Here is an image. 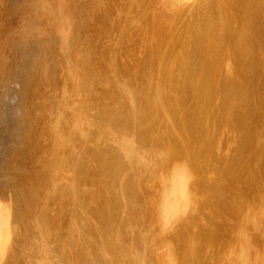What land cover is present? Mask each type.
I'll return each instance as SVG.
<instances>
[{
  "label": "rangeland",
  "instance_id": "obj_1",
  "mask_svg": "<svg viewBox=\"0 0 264 264\" xmlns=\"http://www.w3.org/2000/svg\"><path fill=\"white\" fill-rule=\"evenodd\" d=\"M3 1L7 4L6 7H9V5L12 4V0H7L8 2L6 0H2V2ZM88 1L89 0L82 1L87 8L82 9L78 15L79 18L74 20L75 25L72 24L73 28L75 26L74 30L78 31L79 29L78 32L80 33L74 32V30H72L73 32L68 33V35L70 34V37L68 36L70 38V45L68 44V48L70 52H73L74 54L72 55L73 71L75 68L73 74L74 77L68 83V90H73L72 93L75 92L70 103L77 102L74 103L76 109L84 110L83 112H86L88 115V110L95 108V112L91 116L92 118L89 117L90 120L93 119L95 121L91 120L90 124H87V126H90H88L89 129L88 127H85L86 123H84V127L86 128H84V132H87L81 137L79 134H81L83 130H75L74 128L75 120H77V118L73 119L71 116V119H65L66 122L64 120L62 123L64 126H59V129L61 130L60 132H63L62 134L66 135L64 136L68 140L66 142L67 144L70 142V138L76 142H79V140L82 142L86 139V144L87 142L92 143L97 148H94L96 151L94 150L91 159L88 160V158L86 159L85 156H83L82 168H80L77 176H75L78 180L77 182H79L76 183V187H74L77 191L76 198L84 204L81 205V203H78L75 198L73 199V196L69 192L64 191V194H66L65 196L59 192L50 193L47 202L42 206L43 208L41 207V210L44 211L42 212V219H40L39 222L41 227L36 225L34 220H29V215L26 213L28 212L27 208H25L26 211L24 212L25 209L23 207H25V201H23V195L20 193L21 191H19L20 183L18 182V174H16L20 171L22 165L20 163H25V160L28 159L27 155H25L22 160H20L21 157L19 156L16 159L17 155L15 154L13 156L12 154H8L6 158L0 157V170H3L0 171V173L2 176L6 174L7 177L10 178L9 176H12V173L14 172L12 178H17H15L17 181H14V179H7L6 176H1L0 179H4L6 182L3 180V183H1L0 180V191H2L0 192V198L5 201L3 202L0 200V210L3 208L2 211L6 210L7 212H10L11 217L13 214V216L15 215L18 218L20 216L19 214H22L16 222L17 226L19 222L22 223V225L20 224L21 226L19 225L21 228L19 229L15 226L18 229H16L18 231L17 237L11 236L14 237V239L11 238V241H15V238H17L19 247L16 245L13 246V243L12 245L10 244L9 248L11 250L9 249L8 254L4 255L7 259L10 257L9 261L7 259L4 260V257H2L3 255L0 259L2 258L1 260H4L5 264H24V262L25 264H36L37 262L39 263L40 260L43 262L44 260H42V258L44 257L48 260L47 262L49 264H66L67 262L68 264H76V261L78 264H112L110 263V260L111 262L114 260L113 264L114 262L115 264H264V37H261V35L264 36L263 0H95V5L98 9H96L97 7L91 8L88 6ZM260 2H262L263 10L261 8L259 10ZM13 6H15V8L17 7L16 5ZM13 6L10 5V7ZM258 10L261 11V13L258 12ZM259 14L263 17H261V15L259 16ZM90 17L94 19V24H91L92 19ZM0 18H3V15L1 17L0 14ZM13 18L11 17V21H8V23L12 24L16 20ZM90 24L93 27H91ZM1 25L2 19H0V26ZM259 27L260 29H258ZM108 32L110 33L109 35ZM40 34L41 33L35 36L36 40L48 39L49 41L52 39L48 34L43 33L41 36ZM75 34L78 37L72 40V37L74 38V36H76ZM250 34H252V36H250ZM53 39L56 43L60 41L59 37H53ZM76 40L83 43L81 44L82 51L84 52H81L79 48L78 54H75V46H77L75 45ZM254 40L256 41L255 43L252 42ZM73 41L75 42L73 43ZM261 42H263V46H261ZM245 44L248 45L245 46ZM257 45L260 46L259 48L262 50H260ZM56 46H54L53 51L58 50L59 47H61L58 46L56 48ZM256 50L259 51L257 52ZM87 52H90L89 54L92 55V63L95 68L94 73L96 74L99 83L104 82L107 84L105 88H98L99 94H94V98H90L93 84L87 77L88 68L82 66L84 58L88 55ZM83 53L86 54L84 55ZM259 54H263V58H261L262 61L261 59L259 60L261 56H259ZM11 57L15 61L14 55L7 56L5 59L11 60ZM50 57V64L59 61L54 54H51ZM247 59L249 60L247 61ZM16 63L17 62L15 61V67L13 68L11 67L13 66L11 62L4 65L1 61L0 64V76L2 75L0 77V121L6 117L1 111L4 101L5 99L9 100L11 97L9 93L10 90L7 89L10 84L8 81L11 80L13 83H16L14 81H17L21 92H23V88H25L26 82L24 81V77L29 71H27V66L24 65L23 62L22 64L18 63L19 65H22L21 69V65L19 66ZM113 63L115 64V71L112 69V74L110 72V67L113 68ZM56 65L57 64L51 65L46 71L54 74H52L53 77L50 78V81L41 84V87L38 86L36 88L34 86L35 90L37 89L39 93H43L48 97V100L40 101L38 104L40 110V112H38L39 117L33 122L35 127L39 126L36 128L38 131L41 130L43 126L40 124L42 121H47L49 123L46 127V130H48L50 119L55 116L54 111L57 113V110L60 109L62 104L63 107L65 106L63 102H60L61 100L58 97L59 92H57L61 90L63 85L61 84L63 81H61L60 78L61 71H59L62 68L61 65ZM12 69H15V73L14 71L10 72ZM58 71L59 75L57 73ZM18 72L19 74L15 75ZM8 73H12L11 75L13 76H9L10 74ZM103 75H106L107 77ZM45 76L47 75L42 72L36 77V79L46 80L43 78ZM57 76H59V78ZM15 78L17 80H15ZM233 81H235V84ZM240 81H242L243 85L238 83ZM145 82L146 84H144ZM157 84L160 85V88H158L159 85L157 87ZM72 85L76 86L74 87ZM246 85L248 86V89ZM243 87H245L244 89L246 90H243ZM17 88L16 90L18 91L19 89ZM242 90L244 92H242ZM226 91L228 94H226ZM223 92H226L225 96H222ZM50 93L55 94L50 97ZM242 95L244 97H242ZM221 96L225 98H222ZM148 97L150 98L149 100ZM226 97H228V100ZM229 97L231 101L229 100ZM231 97L235 99H232ZM162 99L164 103L162 102ZM241 99H244V101ZM55 100L60 106L54 107L51 114L41 112V110H45L48 105L56 104ZM249 101L251 102L249 103ZM114 103H117L118 105ZM100 104H102V108L100 107ZM113 104L117 106H114ZM241 104L242 107L245 104L248 105H246L247 107L244 106L246 109L243 107L244 109L242 108L240 111L239 108L241 107L238 108V105L241 106ZM108 105L111 106L109 107ZM158 106L161 108H158ZM66 111L68 112L67 109ZM153 115H156L155 118ZM29 116V112L19 110V119L21 123L23 121L26 122V120L29 119ZM66 116L67 115H65V117ZM97 117L99 118L97 119ZM151 119H154L153 122ZM131 120L134 121L132 122ZM67 121L69 122L68 124ZM92 122L95 123L94 126ZM102 122H105L106 124H103ZM106 125L111 128H107ZM65 127L67 128V132ZM70 128L72 131L75 130V134H71L72 131H70ZM103 128L106 131H104ZM101 129L102 132L99 131ZM93 131L97 132L95 133ZM119 131L121 137H123L122 135H126L123 139L117 140L116 138H121L120 133H118ZM123 131L126 133H123ZM87 133L88 135L90 133V136H88ZM101 133L104 135L101 136ZM98 134H100V136ZM133 134H135L134 137L131 136ZM67 135L69 137H67ZM96 135L97 139L100 141L97 139L95 140ZM112 135H114V139L112 138ZM126 136L130 141L134 138L133 140L136 144H133L134 141L130 144V141ZM92 138H94V141ZM119 141H121V144L118 143ZM21 144L22 143L19 141L16 145L17 151L23 149V146L20 147ZM67 144L64 148L65 153L69 151L68 148L71 146V142L68 144L69 146ZM99 145L100 147H97ZM104 145L105 147L108 146V150ZM130 145H134L133 149ZM168 151L172 152L168 155ZM112 152L118 154L115 155ZM107 153L108 156L106 155ZM146 153L147 155H145ZM121 154L123 156H121ZM133 155L136 156L134 157ZM137 156L139 157V160H141L140 162L137 160ZM147 156L149 161L148 158H146ZM37 157L39 156L37 155ZM133 157L137 159H134ZM29 158H31V155ZM128 158L136 160L137 163L135 165L137 167H135L134 164V166L131 164L132 159L126 160ZM6 159L8 161H6ZM13 159L14 161L12 162ZM15 159L18 161H15ZM123 159L130 162L127 163ZM121 161L124 163L122 164ZM145 161H147L148 164ZM28 162L29 165L32 166L33 162L32 164H30V161ZM28 162H26L27 165ZM138 162L142 163L139 167ZM177 162H179V165ZM11 163L12 165H10ZM143 163L147 165L144 166ZM14 164H17L18 166ZM9 165L11 167H9ZM128 165H130V167H128ZM141 165H143L142 168ZM174 165L176 169H174ZM176 165H178V167ZM18 167L19 169H17ZM91 167L93 169H91ZM130 168L132 170H130ZM7 169H9L10 173H8L10 175L7 174ZM127 169H129V173ZM144 171H146L145 174L143 173ZM178 172H184L183 174L185 175L184 178L187 188L189 187L188 189L186 188L184 192H181L179 188L177 189V184H174L176 183V181L174 182V177ZM140 173L141 175L144 174V176L141 177ZM89 175L91 178H89ZM139 176L141 177V180L139 179ZM113 178H121V180L118 179L117 182V180H113ZM160 179L162 181H160ZM101 180L102 182L99 183ZM166 181L170 182V184ZM152 182L155 186L154 184L152 185ZM62 183H60V185ZM64 184L65 183L62 185ZM166 184L169 186L167 187ZM2 185L5 188H3ZM13 185L16 187L18 186L17 189ZM8 186L10 187L8 188ZM74 188L72 187V190ZM3 189H6V195L4 194L5 191ZM156 189H159V193ZM161 190H164L162 191L165 193L164 195ZM88 192L89 195L87 194ZM58 193L63 195V198L57 196L59 195ZM101 193L103 195H101ZM145 194L147 195L145 196ZM115 195L117 196L115 197ZM148 195L153 196V198ZM179 195L182 198L179 197ZM18 197L19 200L21 199V205H23L22 208H20L21 205L19 206V204H17L20 202L17 199ZM178 198L183 200L186 198L187 201H184L185 205H188V199L190 198V202L192 200L191 205L189 203L188 207L184 206L182 211L179 208L181 204L179 202L180 199L178 200ZM153 200H156V202H153ZM159 202H161L160 205ZM171 204H173L172 207H169ZM114 206L121 208H115ZM157 206H162V209H159ZM122 207L124 208L122 209ZM16 208L19 213L13 212L14 210L16 211ZM103 208L106 209L104 210ZM140 208H142L143 211H141ZM154 208L156 211H154ZM21 209L23 212H21ZM54 209L55 211H52ZM138 209H140V212ZM157 209L162 211H160L162 215L164 213L170 215L173 211L175 212L178 209L182 212L179 210L175 215L173 212L172 214L174 217L171 214V216H168L171 217L169 220L165 214L163 215L165 217L161 218V213L156 217V214L159 212H157ZM167 209L170 211H167ZM120 210L122 212H120ZM164 210H166V212ZM53 213H55L54 216H51ZM121 213H123V215ZM141 213L144 215L142 214L141 216ZM90 214H92V216ZM71 216H74L76 222L72 221L73 218ZM91 218H94V222ZM163 218H167L168 220L166 221ZM19 219L22 221L20 220L18 222ZM58 220H60V222ZM159 220L162 221L160 222ZM83 221L85 222L82 223ZM51 222L54 223H52V227ZM57 223H59V225ZM73 223L76 224L73 225ZM94 224L96 225V229ZM125 224L128 226L132 225L128 228ZM38 227L43 233H39L41 230ZM71 227L74 228L72 229ZM126 227L128 228L126 229L128 232L125 230ZM80 229L85 232L81 230L82 232L80 231V234L78 235ZM124 230L126 233L123 232ZM89 233H91V236H89ZM77 235L79 236L78 238ZM41 236H45L43 238H45L46 241H44L45 243L47 242L46 244L43 243L44 241ZM92 236L95 240H93V242L91 240ZM115 236L117 238L119 237V240H116ZM33 237L36 240H33ZM40 237L42 238L41 242ZM41 243H43V247H41ZM36 244L38 245V249ZM51 244H53V246H51ZM79 245H83V250ZM110 245L113 248H116L113 249ZM44 246L46 248H44ZM49 246L55 248H48ZM39 247H41V249ZM100 247H102V249ZM61 248L62 250L64 249V252H61ZM98 248H100L101 251H104L103 249H105V251L108 252V255L105 252L106 258L108 256V259L105 258L104 254L101 255L102 252ZM56 249L57 252L54 251ZM25 250L27 252H25ZM50 250L52 252H50L51 255L56 252L58 256L55 253V255L53 254L51 256L48 253ZM42 254L49 257H46L45 255L42 256ZM54 256L57 258L55 259ZM63 257L64 259H61ZM51 258H53V261L49 262V259ZM81 258L82 261L79 263L78 261L81 260ZM0 264H3V262Z\"/></svg>",
  "mask_w": 264,
  "mask_h": 264
},
{
  "label": "bare ground",
  "instance_id": "obj_2",
  "mask_svg": "<svg viewBox=\"0 0 264 264\" xmlns=\"http://www.w3.org/2000/svg\"><path fill=\"white\" fill-rule=\"evenodd\" d=\"M7 1V0H6ZM9 1V0H8ZM7 1V2H8ZM82 1H84V0H12V4H10L11 6H13V5H16L17 7L15 8V6H13V7H10V5H9V7H6V5L7 4H5L4 2L5 1H3L2 2V0H0V14H1V17H2V15H3V18H0V19H2V25L0 26V58H1V61H2V64H4V65H6V64H8V63H10L11 62V64L13 65V66H11L12 68L13 67H15L14 65H15V61L17 62L16 64H18V63H21L22 64V62H23V64L24 65H26L27 66V71H29L26 75H25V77H24V81L26 82V84H25V88H23V92H21V89H19V86H18V84L19 83H17V81H14V82H16V83H13V82H11V80H9L8 82H10V84H9V88H7V89H9L10 91H9V93H10V95H11V97L9 98V100H7V99H5V101H4V105H3V107L1 108V111H2V113L3 114H5L6 115V117L4 118V119H2L1 121H0V157L1 158H6L7 157V155L8 154H12V156L15 154V155H17L16 156V159H17V157L19 156V157H21V159L20 160H22L23 159V157L25 156V155H27V158L28 159H26L25 160V163H20V164H22L21 165V167H20V171L18 172V173H16V174H18V182L20 183V186H19V188H20V190L19 191H21L20 193L23 195V201H25L24 202V206L25 207H23V205H21L22 203H21V199L19 200V197L17 198L18 199V201H20L19 203H17V204H19V206L21 205V207L20 208H27V211L28 212H26L28 215H29V220L30 219H32V220H34L35 221V223H36V225H39L40 226V224H39V222H40V219H42V212H44L43 210H41L43 207V205L47 202V200H48V198H49V194L51 193H57V192H59V193H61V194H63L64 196L66 195V194H64V191L65 192H69V193H71V195L73 196V199L75 198L76 199V201H78V203H81V205L82 204H84L82 201H79L78 200V198H76L77 197V191L75 190L76 188H74V187H76V183H79V182H77L78 180L76 179V177L75 176H77V174H78V172L80 171V168H82L81 166L83 165L82 163V159H83V156H85V158L87 159L88 158V160L89 159H91L92 157H93V154H94V150L95 149H97L92 143H88L87 142V144H86V139H85V141L83 140L82 142H81V140H79V142H76V141H74V140H72V138H70L69 139V141L71 142V146H69L68 144L70 143V142H68V144L66 143L68 140H67V138L60 132L61 130L59 129L60 127V125H63L62 123L64 122V120L65 119H71V116H72V118L73 119H75V118H77V120H75L76 122H75V130H83L82 132H81V134H79L80 135V137L83 135L84 136V134L87 132L86 130V132H84V128L85 127H88L87 126V124H90V122H91V120H93V119H91L90 120V118L89 117H91L92 116V114H94V112H95V108H91V110H88L89 112H88V115H87V113L85 112H83L84 110H79L78 108V111H77V109L75 108L76 106L74 105V103H77V102H73L72 104L70 103V100H71V98H73L74 97V94H75V92L74 93H72L73 92V90H71V91H69L68 90V86H69V82L72 80V78L74 77V71H75V68H74V71H73V63H72V60H73V56L72 55H74L73 54V52H70V50H69V48H68V46L70 45V34L68 35V33L69 32H73L72 30H74L75 29V26H74V28H73V26H72V24H74L75 22H74V20H77V18H79L78 17V15L80 14V12L82 11V9H84V8H87L84 4H83V2ZM87 1V0H86ZM101 1V0H100ZM99 1V2H100ZM257 1V0H256ZM261 1V0H260ZM2 3H4V4H2ZM11 3V2H10ZM262 2H260L259 3V10H260V8L263 10V6H262V4H261ZM263 3H264V0H263ZM82 4V5H81ZM99 4V3H98ZM84 5V6H83ZM88 6H90L91 8L92 7H97L96 5H95V0H89L88 1ZM207 6V5H206ZM153 8H155V7H153ZM96 9H98V7L96 8ZM88 10V9H87ZM100 10V9H99ZM258 10V12H260L261 13V11H259ZM87 13V12H86ZM85 13V14H86ZM93 13H94V11H93ZM121 13V12H120ZM99 14H101V13H99ZM160 14V13H159ZM93 15V14H92ZM261 14H259V16H260ZM118 16V15H117ZM154 16V15H153ZM15 18L16 20L12 23V24H10V23H8V21H11V19L10 18ZM157 17V16H156ZM261 17H263L262 15H261ZM13 18V19H14ZM88 18H89V16H88ZM91 18V17H90ZM96 18V17H95ZM119 18V17H118ZM158 18V17H157ZM260 18V17H259ZM10 19V20H9ZM92 19V18H91ZM155 19V18H154ZM153 19V20H154ZM256 19V18H255ZM258 19V18H257ZM93 20L94 19H92V21H91V24L93 23ZM107 20V19H106ZM111 20V19H110ZM259 20V19H258ZM80 21H81V19H80ZM83 21V20H82ZM113 21V20H112ZM156 21V20H155ZM162 21V20H161ZM4 22H7V23H4ZM105 22V21H104ZM253 22V21H252ZM261 22V21H260ZM81 23V22H80ZM90 24V25H91ZM94 24V23H93ZM153 24V23H152ZM253 24V23H252ZM75 25V24H74ZM78 25V24H77ZM258 25V24H257ZM79 26V25H78ZM108 26V25H107ZM156 26H157V24H156ZM77 27V26H76ZM91 27H93L92 25H91ZM72 28V29H71ZM79 28H80V26H79ZM98 28H102V27H98ZM104 28V27H103ZM258 29H260V27L258 28ZM258 29H256V30H258ZM110 30V29H109ZM78 31H79V29H78ZM78 31H76V30H74V32H78ZM66 32H67V34H66ZM106 32V31H105ZM224 32V31H223ZM253 32H255V31H253ZM39 33H41V34H48V36H51L52 37V39L51 40H49L48 41V39L46 40V39H43V40H39V39H35V36L36 35H38ZM78 33H80V32H78ZM252 33V32H251ZM260 33V32H259ZM262 33V32H261ZM41 34H40V36H41ZM66 34V35H65ZM93 34V33H92ZM107 34V33H106ZM110 33L108 32V35H109ZM257 34H258V31H257ZM76 35V34H75ZM86 35V34H85ZM84 35V36H85ZM97 35V34H96ZM254 35H255V33H254ZM11 36H13V37H11ZM65 36V37H64ZM67 36V37H66ZM69 36V37H68ZM80 36V35H79ZM87 36V35H86ZM85 36V37H86ZM250 36H252V34H250ZM249 36V37H250ZM53 37H59V39H60V41L58 42V43H56V42H54L53 40ZM64 37V38H63ZM76 37H78L77 35L76 36H74V38L72 37V40H74ZM85 37H84V40H85ZM254 37V36H253ZM255 37H256V35H255ZM259 37V36H258ZM257 37V38H258ZM261 37H264V36H262L261 35ZM252 38V37H251ZM91 39H93V38H91ZM256 39V38H255ZM260 39V38H259ZM82 40V39H81ZM100 40V39H99ZM251 40V39H250ZM252 40H253V38H252ZM256 40H258V39H256ZM56 41V40H55ZM79 40H76V42L75 41H73V43L75 42L76 44L75 45H77V46H75L76 47V50H75V54H78V49L80 48V50H81V52H84V51H82V44L84 43L83 42V40H82V44L80 43V42H78ZM169 41V40H168ZM92 42V41H91ZM253 43H255L256 41L254 40V41H252ZM87 43V42H86ZM85 43V44H86ZM196 43V42H195ZM252 43V44H253ZM262 43L263 42H261V46H263L262 45ZM69 44V45H68ZM141 44H143V43H141ZM258 44H259V41H258ZM56 45H58V46H61V47H59V49L58 50H54L53 51V48H54V46H56ZM95 45V44H94ZM102 45V44H101ZM246 45H248V44H245V46ZM58 46H56V48L58 47ZM85 46V45H84ZM138 46V45H137ZM244 46V47H245ZM258 46V45H257ZM86 47V46H85ZM140 47H141V45H140ZM139 47V48H140ZM260 46H258V48H259ZM264 47V46H263ZM62 48V49H61ZM90 48V47H89ZM89 48H88V50H89ZM257 48V49H258ZM135 49V48H134ZM141 49V48H140ZM246 49V48H245ZM260 49V48H259ZM72 50V49H71ZM92 50V49H91ZM247 50V49H246ZM254 50V49H253ZM260 50H262V49H260ZM52 51H53V53H52ZM249 51V50H248ZM252 51V50H251ZM257 52L259 51V50H256ZM85 52H86V48H85ZM250 52V51H249ZM262 52V51H261ZM10 53V54H9ZM90 53V52H89ZM88 52H87V56H86V58H84V62L82 63V66L83 67H87L88 69H87V77L90 79V81L92 82V84H93V90L91 91L92 93H91V97L90 98H94V96L95 95H97V93H98V88L99 87H103V88H105L106 87V85L107 84H105L104 82H100L99 83V81H98V78H96V74L94 73V71H95V68H94V65H93V63H92V55L91 54H89ZM244 53V52H243ZM251 53V52H250ZM264 53V52H263ZM51 54H54L56 57H57V60H59L57 63H52V64H50V59H51ZM84 55L86 54V53H83ZM102 54V53H101ZM248 54V53H247ZM10 55H14V58H15V61L13 60V58L11 57L10 59L11 60H8V59H5V57H7V56H10ZM256 55H257V53H256ZM261 54H259V56H260ZM263 55V54H262ZM260 56V58H259V60L261 59V58H263V56ZM252 56V55H251ZM101 57H103V56H101ZM247 57V56H246ZM245 57V58H246ZM250 57V56H249ZM9 58V57H8ZM3 59V60H2ZM55 59V58H54ZM104 59V58H103ZM239 59H241V58H239ZM253 59V58H252ZM251 59V60H252ZM256 59V58H255ZM56 60V61H57ZM115 60V59H114ZM249 59H247V61H248ZM1 61H0V64H1ZM104 61V60H103ZM141 61V60H140ZM139 61V62H140ZM261 61H262V59H261ZM151 63V62H150ZM20 64V65H21ZM55 64H57L56 66H58V65H61V68L62 69H58L59 71H61V75H60V78H61V81H63V83H61V84H63L62 85V87H61V90L60 91H57V92H59L58 93V97L60 98V102H63L64 104H65V108L61 105H59L58 103H56L57 101L55 100V103L56 104H54V105H52V104H50V105H48V107L45 109V110H41V112H44L45 114L46 113H48V114H51L52 113V111H53V108L54 107H57V106H60V109H58L57 111V113L54 111V113H55V116H53L51 119H50V125H49V128H48V130H46V127H47V124H49L47 121L46 122H44V121H42L40 124L41 125H43L42 126V128H41V130H36V128L37 127H39V126H37V127H35L34 126V124H33V122L39 117L38 116V112H40V110H39V107H38V104H39V102L40 101H46V100H48V97H47V95L45 96L43 93H39L38 92V90L36 89L35 90V88H34V86L37 88L38 86H40L41 84H45V82H47V81H50V78L51 77H53L52 76V74H51V72H46L47 70H48V68L51 66V65H55ZM19 65V64H18ZM19 65V66H20ZM24 65H23V67H24ZM115 64L113 63V68L112 67H110L111 69H110V72H111V70L113 69L114 71H115V66H114ZM139 65H140V63H139ZM145 65V64H144ZM177 65V64H176ZM17 66V65H16ZM18 66V67H19ZM97 66V65H96ZM21 67H22V65L20 66V69H21ZM60 67V66H59ZM79 67V66H78ZM127 67V66H126ZM151 67V66H150ZM241 67V66H240ZM1 68H2V66H1ZM56 68H58V67H56ZM201 68V67H200ZM220 68V67H219ZM11 69V68H10ZM16 69V68H15ZM14 69V70H15ZM23 69V68H22ZM79 69V68H78ZM173 69V68H172ZM13 69L10 71V72H12V71H14ZM18 70V69H17ZM112 70V71H113ZM120 70V69H119ZM149 70V69H148ZM240 70H241V68H240ZM20 71V70H19ZM59 71L57 72L58 73V75H59ZM79 71V70H78ZM168 71V70H167ZM3 72H4V70H3ZM42 72H44V74H46L47 76H45V77H43L44 79H46V80H37L36 79V77H38ZM77 72V71H76ZM122 72V71H121ZM146 72V71H145ZM154 72V71H153ZM241 72V71H240ZM14 73H15V71H14ZM13 73V74H14ZM57 73H55V74H57ZM112 73V72H111ZM110 73V74H111ZM147 73V72H146ZM4 74V73H3ZM8 74H10V73H8ZM12 74V73H11ZM9 75V76H13V75ZM19 74V72L18 73H16L15 75H18ZM109 74V75H110ZM113 74V73H112ZM127 74V73H126ZM147 74H149V73H147ZM54 75V74H53ZM236 75H238V74H236ZM2 76V75H1ZM0 76V77H1ZM103 76H106V75H103ZM4 77V76H3ZM5 77H6V75H5ZM4 77V78H5ZM19 77V76H18ZM58 78H59V76H57ZM107 77V76H106ZM109 77V76H108ZM135 77V76H134ZM10 78V77H9ZM132 78V77H131ZM230 78V77H229ZM11 79V78H10ZM14 79V78H13ZM56 79V78H55ZM155 79V78H154ZM153 79V81L155 82V80ZM235 79V78H234ZM6 80V79H5ZM15 80H17L16 78H15ZM23 80V79H22ZM60 80V79H59ZM233 80V79H232ZM240 80H242V79H240ZM7 81V80H6ZM21 81V80H20ZM23 81V82H24ZM104 81V80H103ZM157 81V80H156ZM231 81V80H230ZM230 81H229V83H230ZM236 81H238V80H236ZM56 82H57V80H56ZM234 82V84H235V81H233ZM244 82V81H243ZM53 83V82H52ZM60 83V82H59ZM160 83V82H159ZM228 83V84H229ZM238 83H241L242 84V81H240V82H238ZM237 83V84H238ZM121 84V83H120ZM144 84H146V82L144 83ZM227 84V85H228ZM1 85V84H0ZM113 85V84H112ZM136 85V84H135ZM152 85V84H151ZM158 85L159 84H157V87H158ZM226 85V86H227ZM230 85V84H229ZM239 85V84H238ZM243 85V84H242ZM7 86V85H6ZM72 86H74V85H72ZM76 86V85H75ZM74 86V87H75ZM225 86V85H224ZM224 86H223V88H224ZM236 86V85H235ZM244 86H245V83H244ZM247 86V85H246ZM18 87V88H17ZM41 87V86H40ZM39 87V88H40ZM124 87V86H123ZM148 87V86H147ZM231 87H233V86H231ZM16 88L17 89H19L18 91L16 90ZM60 88V87H59ZM136 88V87H135ZM143 88V87H142ZM158 88H160V85H159V87ZM241 88H242V86H241ZM245 87H243V90H246V89H244ZM225 89V88H224ZM235 89V88H234ZM247 89H248V86H247ZM12 90V91H11ZM148 90V89H147ZM160 90V89H159ZM158 90V91H159ZM220 90V89H219ZM226 90V89H225ZM224 90V91H225ZM232 90V89H231ZM242 90V92H244ZM250 90H252V89H250ZM40 91H42V90H40ZM106 91V90H105ZM108 91H110V90H108ZM156 91V90H155ZM158 91H157V93H158ZM227 91H228V89H227ZM226 91V92H227ZM101 92V91H100ZM114 92V91H113ZM137 92V91H136ZM169 92V91H168ZM225 92V93H226ZM247 92H248V90H247ZM56 93V92H55ZM55 93H50V97H52V95H54ZM138 93V92H137ZM147 93V92H146ZM224 92H223V94H222V96L224 95H226V94H228V92L225 94ZM236 93V92H235ZM246 93V92H245ZM95 94V95H94ZM99 94V93H98ZM159 94V93H158ZM243 94V93H242ZM113 95V94H112ZM231 95V94H230ZM241 95V94H240ZM247 95V94H246ZM5 96V95H4ZM106 96V95H105ZM139 96V95H138ZM144 96H145V94H144ZM148 96V95H147ZM221 96V97H222ZM116 97V96H115ZM168 97V96H167ZM235 97V96H234ZM242 97H244L243 95H242ZM246 97V96H245ZM247 97H249V96H247ZM181 98V97H180ZM222 98H225V97H222ZM232 98V97H231ZM237 98V97H236ZM253 98H254V96H253ZM258 98V97H257ZM143 99V98H142ZM150 98L148 97V100H149ZM174 99H176V98H174ZM210 99V98H209ZM226 99L228 100V97H226ZM232 99H235V98H232ZM91 100V99H90ZM111 100V99H110ZM147 100V99H146ZM173 100V99H172ZM225 100V99H224ZM229 100H230V97H229ZM238 100V99H237ZM242 100V99H241ZM254 100V99H253ZM76 101V100H75ZM231 101V100H230ZM242 101H244V99L242 100ZM105 102V101H104ZM119 102H120V100H119ZM162 102H163V99H162ZM226 102V101H225ZM251 101H249V103H250ZM93 103V102H92ZM101 103H102V101H101ZM144 103V102H143ZM164 103V102H163ZM246 103V102H245ZM114 104H117V103H114ZM113 104V105H114ZM235 104V103H234ZM244 104V103H243ZM81 105V104H80ZM102 104H100V107L102 108V106H101ZM106 105V104H105ZM118 105V104H117ZM117 105H114V106H117ZM128 105V104H127ZM160 105V104H159ZM164 105V104H163ZM188 105V104H187ZM203 105V104H202ZM246 105H248V104H245L244 106H246ZM79 106V105H78ZM109 106V105H108ZM111 106V105H110ZM109 106V107H110ZM161 106V105H160ZM189 106V105H188ZM230 106V105H229ZM243 106V107H244ZM157 107V106H156ZM156 107H155V109H156ZM164 107V106H163ZM235 107V106H234ZM239 107H241V108H239ZM242 104H241V106L240 105H238V108L240 109V111L242 110ZM247 107V106H246ZM246 107H244L245 109H246ZM257 107V106H256ZM88 108V107H87ZM86 108V109H87ZM150 108V107H149ZM148 108V109H149ZM158 108H161V107H159L158 106ZM157 108V109H158ZM243 108V109H244ZM66 109L68 110V112L66 111ZM69 109H71V110H69ZM89 109V108H88ZM143 109V108H142ZM256 109V108H255ZM19 110H21V111H23V112H29L30 113V116H29V119L28 120H26V122H20V119H19ZM93 110V111H92ZM117 110V109H116ZM119 110V109H118ZM121 110V109H120ZM160 110V109H159ZM158 110V111H159ZM209 110V109H208ZM238 110V109H237ZM158 111H157V113H158ZM236 111V110H235ZM255 111V110H254ZM147 112H149V111H147ZM160 112V111H159ZM250 112V111H249ZM53 113V114H54ZM101 113V112H100ZM104 113H105V111H104ZM156 113V112H155ZM166 113V112H165ZM179 113V112H178ZM243 113V112H242ZM45 114H43V115H45ZM132 114H133V112H132ZM146 114V113H145ZM232 114V113H231ZM235 114V113H234ZM238 114V113H237ZM43 115H42V117H43ZM65 115H67L66 117H65ZM112 115V114H111ZM115 115V114H114ZM158 115V114H157ZM179 115V114H178ZM240 115V114H239ZM50 116V115H49ZM135 116V115H134ZM143 116V115H142ZM155 116L156 115H153V117L155 118ZM112 117H113V115H112ZM236 117H237V115H236ZM92 118V117H91ZM99 117H97V119H98ZM116 118V117H115ZM133 118V117H132ZM144 118V117H143ZM247 118V117H246ZM33 119V120H32ZM139 119V118H138ZM32 120V121H31ZM80 120H81V122H80ZM146 120V119H145ZM154 120V119H153ZM153 120L151 119V121L153 122ZM221 120V119H220ZM242 120V119H241ZM245 120V119H244ZM69 121H71V120H69ZM73 121V120H72ZM83 121V122H82ZM93 121H95V120H93ZM110 121V120H109ZM132 121V120H131ZM134 121V120H133ZM132 121V122H133ZM150 121V120H149ZM65 122H66V120H65ZM116 122V121H115ZM114 122V123H115ZM130 122V121H129ZM185 122V121H184ZM69 122L67 121V124H68ZM84 123H86V125L84 124ZM93 123V122H92ZM103 123V122H102ZM101 123V124H102ZM109 123H111V122H109ZM125 123V122H124ZM219 123V122H218ZM31 124H32V126H31ZM72 124V123H71ZM103 124H106L105 122L103 123ZM146 124V123H145ZM206 124V123H205ZM231 124V123H230ZM242 124V123H241ZM70 125V124H69ZM84 125H85V127H84ZM95 125V123H93V126ZM112 125V124H111ZM119 125V124H118ZM126 125V124H125ZM124 125V126H125ZM139 125V124H138ZM142 125V124H141ZM64 126V125H63ZM66 126V125H65ZM74 126V125H73ZM107 126V125H106ZM131 126V125H130ZM144 126V125H143ZM152 126V125H151ZM150 126V127H151ZM29 127V128H28ZM62 127V126H61ZM69 127H71V126H69ZM90 127V126H89ZM89 127H88V129H89ZM92 127V126H91ZM120 127V126H119ZM129 127V126H128ZM166 127V126H165ZM169 127V126H168ZM66 128V127H65ZM64 128V129H65ZM99 128H100V126H99ZM106 128V127H105ZM107 128H111V127H108L107 126ZM107 128H106V130H107ZM116 128V127H115ZM64 129H63V131H64ZM71 129V128H70ZM69 129V130H70ZM86 129V128H85ZM87 129V130H88ZM91 129V128H90ZM104 129V128H103ZM119 129V128H118ZM121 129V128H120ZM127 129V128H126ZM66 130V132H67V128L65 129ZM75 130L74 131H72V129L70 130V131H72L71 132V134L73 135V134H75ZM105 129H104V131H106ZM111 130V129H110ZM123 130H125V129H123ZM134 130V129H133ZM172 130V129H171ZM89 131V130H88ZM92 131V130H91ZM99 131H101L102 132V129L101 130H99ZM99 131H98V133H99ZM103 131V132H104ZM108 131V130H107ZM112 131V130H111ZM77 132V131H76ZM93 132H95V131H93ZM97 132V131H96ZM95 132V133H96ZM117 132V131H116ZM115 132V133H116ZM70 133V132H69ZM68 133V134H69ZM109 133H110V131H109ZM108 133V134H109ZM118 133H120V131L118 132ZM123 133H126V132H124L123 131ZM122 133V134H123ZM134 133V132H133ZM149 133H151V132H149ZM148 133V134H149ZM178 133V132H177ZM91 134H92V132H91ZM117 134V133H116ZM136 134V133H135ZM135 134H133V135H131L132 137H134L135 136ZM79 135H77V136H79ZM87 135H88V133H87ZM99 136H100V134H98ZM104 134L103 133H101V136H103ZM126 135V134H125ZM125 135H122L123 137H121V133H120V137L121 138H116L117 140L119 139H123L124 138V136ZM147 135V134H146ZM204 135V134H203ZM76 136V135H75ZM88 136H90V133H89V135ZM106 136V135H105ZM104 136V137H105ZM108 136V135H107ZM143 136H145V135H143ZM67 137H69L68 135H67ZM127 137V136H126ZM125 137V138H126ZM141 137H142V135H141ZM162 137V136H161ZM109 138V137H108ZM112 138L114 139V135H112ZM128 138V137H127ZM81 139V138H80ZM82 139H84V138H82ZM93 139V141H94V138H92ZM97 139V135H96V138H95V140ZM101 139V138H100ZM115 139V140H116ZM134 139V138H133ZM133 139H131V141L129 140V138H128V140L130 141L129 143L130 144H132L131 142L132 141H134ZM47 140V141H46ZM98 140V139H97ZM106 140V139H105ZM109 140V139H108ZM112 140V139H111ZM116 140V141H117ZM124 140H127V139H124ZM19 141H20V143H22L21 144V146L20 147H22L23 149H21L20 151H17L16 150V145L19 143ZM41 141H43V142H41ZM45 141V142H44ZM89 141V140H88ZM98 141H100V140H98ZM107 141V140H106ZM114 141V140H113ZM137 141V140H136ZM138 141H140V140H138ZM259 141V140H258ZM90 142V141H89ZM192 142V141H191ZM207 142V141H206ZM94 143V142H93ZM95 143H97V142H95ZM119 144H121V141H119L118 142ZM123 143V142H122ZM125 143V142H124ZM128 143V142H127ZM66 144L69 146V151L67 152V153H65V150H64V148L66 147ZM91 144V145H90ZM117 144V143H116ZM133 144H136L135 143V141H134V143ZM201 144V143H200ZM109 145V144H108ZM124 145V144H123ZM126 145H128V144H126ZM174 145V144H173ZM131 146V145H130ZM134 146V145H133ZM133 146H131L132 147V149H133ZM137 146V145H136ZM19 147V146H18ZM19 147V148H20ZM97 147H100V145L99 146H97ZM104 147H105V145H104ZM108 147V146H107ZM107 147H105L106 149H107ZM95 148V149H94ZM170 148V147H169ZM99 149V148H98ZM102 149V148H101ZM116 149H117V146H116ZM116 149H113V150H116ZM119 149V148H118ZM127 149V148H126ZM108 150V149H107ZM129 150H130V148H129ZM136 150V149H135ZM140 150H141V148H140ZM144 150H145V148H144ZM147 150V149H146ZM189 150V149H188ZM96 151V150H95ZM111 151H112V149H111ZM110 151V152H111ZM118 151V150H117ZM131 151V150H130ZM137 151H138V149H137ZM142 152H143V150H141ZM11 152H13V153H11ZM106 152V151H105ZM109 152V153H110ZM114 152V151H113ZM112 152V153H113ZM119 152V151H118ZM132 152V151H131ZM142 152H138V153H142ZM151 152V151H150ZM154 152V151H153ZM169 152V151H168ZM172 152V151H171ZM171 152H169L168 153V155L171 153ZM120 153V152H119ZM122 153V152H121ZM130 153V152H129ZM129 153H127V154H129ZM134 153V152H133ZM137 153V152H136ZM181 153V152H180ZM89 154V155H88ZM113 154H115V153H113ZM116 154H118V153H116ZM115 154V155H116ZM31 155V158H29V156ZM37 155L39 156V157H37ZM101 155V154H100ZM100 155H98V156H100ZM102 155H105V154H102ZM107 156H108V153L106 154ZM132 155V154H131ZM140 155V154H139ZM144 155V154H143ZM145 155H147V153L145 154ZM150 155V154H149ZM156 155V154H155ZM88 156V157H87ZM121 156H123L122 154H121ZM120 156V157H121ZM127 156V155H126ZM134 157L136 156V155H133ZM162 156V155H161ZM97 157V156H96ZM101 157V156H100ZM105 158H107L106 156H104ZM114 157V156H113ZM127 157H129V156H127ZM130 157H132V156H130ZM133 157V158H134ZM138 157V156H137ZM151 157V156H150ZM168 157H170V156H168ZM124 158H125V155H124ZM146 158H148V156L146 157ZM249 158V157H248ZM15 159V161H18V160H16ZM129 159H132V158H128V159H126V160H129ZM134 159H137V158H134ZM124 160V159H123ZM126 160H124V161H126ZM137 160H139V157H138V159ZM147 160V159H146ZM166 160V159H165ZM170 160V159H169ZM2 161V160H1ZM6 161H8L7 159H6ZM5 161V162H6ZM14 161V159L12 160V162ZM28 161H30V164H32V162H33V164H32V166L31 165H29V162ZM133 161H135V162H133ZM141 160H139V162H140ZM148 161H149V158H148ZM174 161V160H173ZM20 162V161H19ZM19 162H18V165H19ZM26 162H28V165H27V163ZM127 163L128 162H130V161H126ZM138 162V163H139ZM142 162H143V160H142ZM145 162H147V161H145ZM155 162V161H154ZM88 163V162H87ZM93 163V162H92ZM121 163L123 164L124 162H122L121 161ZM137 163V161L136 160H133L132 159V165L134 164H136ZM179 162H177V164H178ZM1 164H2V162H1ZM3 164H4V162H3ZM96 164V163H95ZM95 164H93V165H95ZM120 164V163H119ZM140 164H142V163H139L138 164V167H139V165ZM144 164V163H143ZM147 164H148V162H147ZM147 164H144V166L145 165H147ZM156 164V163H155ZM162 164V163H161ZM7 165V164H6ZM10 165H12V163L10 164ZM9 165V167H11ZM14 165H16V166H18L17 164H14ZM26 167H25V166ZM116 165V164H115ZM132 165H131V168H132ZM133 165V166H134ZM172 165V164H171ZM179 165V164H178ZM178 165H176L177 167H178ZM28 166V167H27ZM29 166H31V167H29ZM87 166V165H86ZM98 166H100V165H98ZM106 166V165H105ZM111 166V165H110ZM114 166V165H113ZM119 166V165H118ZM173 166V165H172ZM84 167V166H83ZM95 167V166H94ZM128 167H130V165H128ZM135 167H137L136 165H135ZM143 167V165H141V168ZM156 167V166H155ZM161 167V166H160ZM174 167H175V165H174ZM186 167H187V165H186ZM4 168H6V167H4ZM16 168V167H15ZM103 168V167H102ZM110 168V167H109ZM119 168V167H118ZM130 168V170H132ZM145 168H147V167H145ZM153 168V167H152ZM17 169H19V167L17 168ZM84 169V168H83ZM91 169H93L92 167H91ZM98 169H100V168H98ZM115 169V168H114ZM134 169V168H133ZM137 169V168H136ZM140 169V168H139ZM144 169V168H143ZM148 169V168H147ZM170 169V168H169ZM174 169H176V167L174 168ZM10 170H12V169H10ZM138 170V169H137ZM142 170V169H141ZM146 170V169H145ZM160 170V169H159ZM0 171H3L2 169L0 170ZM14 171V170H13ZM95 171V170H94ZM127 171H128V173H129V169H127ZM5 172V171H4ZM6 172H7V174H9L10 173V171H9V169H7L6 170ZM5 172V173H6ZM9 172V173H8ZM12 172V171H11ZM82 172H83V170H82ZM106 172H107V169H106ZM135 172V171H134ZM139 172V171H138ZM145 172L146 171H144L143 173L145 174ZM153 172V171H152ZM159 172V171H158ZM116 173V172H115ZM119 173V172H118ZM126 173V172H125ZM128 173H126V174H128ZM132 173V172H131ZM130 173V174H131ZM137 173V172H136ZM142 173V174H143ZM165 173H166V171H165ZM169 173V172H168ZM184 172H178L176 175H175V177H174V182L176 181V183H174V184H177V189L179 188L180 190H181V192H184V190L187 188V185H186V181H185V175L183 174ZM1 174V173H0ZM13 175H14V172L12 173ZM82 174V173H81ZM103 174V173H102ZM124 174V173H123ZM126 174H124V175H126ZM134 174V173H133ZM144 174L143 175H141V173H140V176L142 177V176H144ZM163 174V173H162ZM171 174V173H170ZM239 174V173H238ZM10 175V174H9ZM12 175V176H13ZM91 175V174H90ZM89 175V176H90ZM111 175V174H110ZM161 175V174H160ZM1 176H2V174L0 175V178H1ZM4 176H6V178L7 179H14V181L17 179L16 177V179L15 178H12V176H9L10 178H8L7 177V175L6 174H4ZM4 176H2V177H4ZM102 176V175H101ZM123 176V175H122ZM139 176V179L141 180V177ZM155 176V175H154ZM162 176V175H161ZM167 176H168V174H167ZM189 176V175H188ZM93 177V176H92ZM95 177V176H94ZM99 177H100V175H99ZM110 177V176H109ZM113 177V176H112ZM125 177V176H124ZM163 177V176H162ZM165 177V176H164ZM170 177V176H169ZM169 177H167V178H169ZM72 178V179H71ZM89 178H91V176L89 177ZM96 178V177H95ZM134 178V177H133ZM138 178V177H137ZM159 178H161V177H159ZM166 178V177H165ZM94 179V178H93ZM116 179V178H115ZM114 178H113V180H115ZM118 179H120L121 180V178H118ZM118 179H116L117 180V182H118ZM122 179H124V178H122ZM138 179V180H139ZM164 179V178H163ZM1 180V179H0ZM4 180V179H3ZM3 180H1V183H3ZM90 180V179H89ZM99 180V179H98ZM137 180V179H136ZM168 180V179H167ZM5 182H6V180H4ZM17 181V180H16ZM91 181V180H90ZM123 181V180H122ZM160 181H162L161 179H160ZM160 181H158V182H160ZM164 181V180H163ZM170 181V180H169ZM4 182V183H5ZM9 182H10V180H9ZM11 182H12V180H11ZM65 183L64 185H62L63 183ZM98 182V181H97ZM102 182V180L99 182V183H101ZM105 182V181H104ZM126 182V181H125ZM138 182V181H137ZM136 182V183H137ZM166 182H168V181H166ZM60 183H62L61 185H60ZM108 183V182H107ZM128 183V182H127ZM130 183V182H129ZM139 183V182H138ZM6 184H10V183H6ZM18 184V183H17ZM119 184H120V181H119ZM118 184V185H119ZM121 184H122V182H121ZM131 184V183H130ZM154 183L152 182V185H153ZM168 184H170V182H168ZM15 185V184H14ZM13 185V186H14ZM19 185V184H18ZM82 185V184H81ZM97 185V184H96ZM108 185V184H107ZM139 185H140V183H139ZM157 185V184H156ZM163 185H164V183H163ZM162 185V186H163ZM167 185V184H166ZM3 186V185H2ZM101 186V185H100ZM106 186V185H105ZM115 186H116V184H115ZM123 186V185H122ZM154 186H155V184H154ZM169 185H167V187H168ZM10 186H8V188H9ZM14 187H16V186H14ZM18 187V186H17ZM17 187H16V189H17ZM72 187L74 188L73 190H72ZM84 187V186H83ZM121 187V186H120ZM138 187V186H137ZM160 187V186H159ZM164 187V186H163ZM3 188H5L4 186H3ZM92 188V187H91ZM98 188V187H97ZM118 188V187H117ZM116 188V189H117ZM138 188H140V187H138ZM156 188V187H155ZM189 188V187H188ZM187 188V189H188ZM7 189V188H6ZM6 189H3L4 191L6 190ZM84 189V188H83ZM94 189V188H93ZM119 189H122V188H119ZM127 189V188H126ZM161 189H162V187H161ZM166 189V188H165ZM164 189V190H165ZM12 190V189H11ZM106 190V189H105ZM114 190V189H113ZM112 190V191H113ZM123 190H124V188H123ZM123 190H121V191H123ZM157 190V189H156ZM164 190H161V192L162 191H164ZM89 191V190H88ZM115 191V190H114ZM120 191V190H119ZM139 191H140V189H139ZM154 191H155V189H154ZM158 191V193H159V189L157 190ZM166 191H169V190H166ZM0 192H2V191H0ZM6 192V191H5ZM4 192V194L6 195L7 194V192L5 193ZM87 192V191H86ZM176 192V191H175ZM261 192V191H260ZM11 193V192H10ZM16 193H18V192H16ZM19 193V194H20ZM58 193V194H59ZM93 193V192H92ZM115 193H116V191H115ZM163 193V195L165 194L164 192H162ZM161 193V194H162ZM177 193H178V191H177ZM187 193V192H186ZM3 194V193H2ZM4 194H3V197L5 198V196H4ZM19 194H18V196H19ZM68 194V193H67ZM88 195H89V192L87 193ZM118 194V193H117ZM155 194H156V192H155ZM172 194H174V193H172ZM0 195H1V193H0ZM63 195H57V196H59L60 198H63L62 196ZM69 195V194H68ZM67 195V196H68ZM70 195V196H71ZM91 195H93V194H91ZM98 195V194H97ZM96 195V196H97ZM101 195H103L102 193H101ZM109 195V194H108ZM107 195V196H108ZM121 195V194H120ZM147 194H145V196H146ZM152 195V194H151ZM151 195H148V196H151ZM158 195V194H157ZM156 195V196H157ZM8 196V195H7ZM117 195H115V197H116ZM119 196V195H118ZM123 196V195H122ZM121 196V197H122ZM144 196V195H143ZM147 196V197H148ZM162 196V195H161ZM166 196V195H165ZM168 196V195H167ZM185 196V195H184ZM183 196V197H184ZM188 196H189V194H188ZM187 196V197H188ZM2 197V198H3ZM152 198H153V196H151ZM178 197V196H177ZM179 197H181L180 195H179ZM186 197V196H185ZM13 198V197H12ZM103 198H104V196H103ZM123 198H125V197H123ZM158 198V197H157ZM172 198V197H171ZM182 198V197H181ZM181 198H178V200H179V202H180V206H179V208L183 211V207L184 206H189V203H190V205H191V202H192V200H191V202H190V198L188 199L189 200V203H188V205H185V203H184V201L186 200V198H184V200L183 199H181ZM14 199V198H13ZM17 199H16V201H17ZM72 199V198H71ZM86 199V198H85ZM115 199V198H114ZM138 199V198H137ZM146 199V198H145ZM177 199V198H176ZM0 200H2L3 201V199H1L0 198ZM118 200V199H117ZM131 200H132V198H131ZM158 200V199H157ZM164 200H165V198H164ZM163 200V201H164ZM68 201V200H67ZM123 201V200H122ZM156 202V200H153V202ZM183 201V202H182ZM187 201V200H186ZM3 202H5V201H3ZM60 202H62V201H60ZM65 202V201H64ZM75 202V201H74ZM89 202H90V200H89ZM97 202V201H96ZM95 202V203H96ZM112 202H114V201H112ZM175 202V201H174ZM177 202V201H176ZM1 203V202H0ZM16 203V202H15ZM52 203V202H51ZM77 203V204H78ZM94 203V204H95ZM108 203V202H107ZM116 203V202H115ZM134 203V202H133ZM160 203L161 202H159V205H160ZM61 204V203H60ZM93 204V205H94ZM131 204V203H130ZM157 204H158V201H157ZM164 204V203H163ZM174 204V203H173ZM173 204H171L169 207H172V205ZM179 204V203H178ZM96 205V204H95ZM156 205V204H155ZM3 206V205H2ZM15 206H17V205H15ZM65 206V205H64ZM103 206V205H102ZM107 206V205H106ZM175 206V205H174ZM174 206H173V208H174ZM18 207V206H17ZM42 207V208H41ZM62 207V206H61ZM90 207V206H89ZM113 207V206H112ZM115 207V206H114ZM140 207V206H139ZM155 207V206H154ZM158 207V206H157ZM176 207V206H175ZM186 207V208H187ZM47 208V207H46ZM50 208V207H49ZM75 208V207H74ZM96 208V207H95ZM107 208V207H106ZM105 208V209H106ZM109 208V207H108ZM111 208V207H110ZM115 208H121V207H115ZM124 207H122V209H123ZM152 208V207H151ZM150 208V209H151ZM159 209L161 208L162 209V206L160 207H158ZM163 208H164V206H163ZM3 209V208H2ZM2 209L0 210V257L2 256V257H4V255H6V254H8V252H9V245L11 244L12 245V243H13V246L14 245H16L17 247H19V243L17 242V238H15L16 240L15 241H11V238H13L14 239V237H17V234H18V229L17 228H21V227H19V225L21 224L22 225V223L21 222H19L21 219H19L18 220V222H19V224H18V226L16 225V222H17V219L22 215V214H19L20 216L17 218V216H13V214H12V217H11V215H10V212H7L6 210H4V211H2ZM19 209V208H18ZM92 209V208H91ZM104 209V208H103ZM102 209V210H103ZM104 209V210H105ZM126 209V208H125ZM125 209H124V212H125ZM141 209V211H143L142 210V208H140ZM140 209H138V211L140 212ZM153 209V208H152ZM155 209V208H154ZM165 209V208H164ZM175 209V208H174ZM180 209H178V210H176L175 212L173 211V209H172V211L174 212H172L174 215H175V213L178 211L179 212V210ZM188 209V208H187ZM12 210V209H11ZM14 210V209H13ZM63 210V209H62ZM112 210V209H111ZM117 210V209H116ZM149 210V209H148ZM180 210V211H181ZM19 211H20V209H19ZM26 211V209L24 210V212ZM51 211V210H50ZM52 211H55V209L54 210H52ZM109 211V210H108ZM154 211H156V209L154 210ZM159 210L157 209V212H158ZM161 211V210H160ZM158 212V214H156V217H157V215H159L161 212ZM165 212H166V210H164ZM167 211H170L169 209H167ZM181 211V212H182ZM185 211V210H184ZM13 212H18V210H17V208H16V211L14 210ZM21 212H23L22 211V209H21ZM61 212V211H60ZM105 212V211H104ZM110 212V211H109ZM120 212H122L121 210H120ZM123 212V213H124ZM128 212V211H127ZM131 212V211H130ZM137 212V211H136ZM19 213V212H18ZM52 213V212H51ZM84 213V212H83ZM119 213V212H118ZM123 213H121L122 215H123ZM134 213H135V210H134ZM164 213V212H163ZM171 213V214H172ZM54 214L55 213H53V214H51V216L53 215L54 216ZM60 214V213H59ZM82 214V213H81ZM88 214V213H87ZM109 214V213H108ZM142 214L143 213H141V216H142ZM165 215H166V213H164ZM163 214V215H164ZM170 214V213H169ZM171 214L170 215H166L167 216V218L169 219V218H171V217H168V216H171ZM172 214V215H173ZM77 215H79V214H77ZM91 216H92V214H90ZM121 215V216H122ZM144 215V214H143ZM162 215V213H161V218L162 217H165V216H163ZM174 215H173V217H174ZM70 216V215H69ZM82 216V215H81ZM89 216V215H88ZM95 216V215H94ZM99 216V215H98ZM116 216H119V215H116ZM48 217V216H47ZM58 217V216H57ZM72 217V216H71ZM71 217H70V219H71ZM111 217H112V215H111ZM135 217V216H134ZM23 218V217H22ZM25 218V217H24ZM44 218V217H43ZM53 218V217H52ZM73 219H72V221H74V222H76L75 221V218H74V216L72 217ZM167 218H163L164 220H168ZM49 219V218H48ZM58 219V218H57ZM64 219V218H63ZM79 219V218H78ZM92 220L94 219V218H91ZM117 219V218H116ZM145 219V218H144ZM27 220V219H26ZM81 220V219H80ZM83 220V219H82ZM108 220V219H107ZM122 220V219H121ZM131 220V219H130ZM133 220H135V219H133ZM170 220V219H169ZM22 221V220H21ZM53 221H54V219H53ZM59 222H60V220H58ZM79 221V220H78ZM78 221H77V224H78ZM126 221H127V219H126ZM160 222L162 221V220H159ZM172 221V220H171ZM85 221H83L82 223H84ZM93 222H94V220H93ZM170 222V221H169ZM168 222V223H169ZM52 223L53 222H51V227H52ZM62 223V222H61ZM81 223V222H80ZM81 223V224H82ZM106 223H107V221H106ZM120 223V222H119ZM118 223V224H119ZM162 223H165V222H162ZM167 223V224H168ZM54 224V223H53ZM58 225H59V223H57ZM76 224V223H75ZM74 223H73V225H75ZM112 224V223H111ZM142 224V223H141ZM145 224V223H144ZM155 224V223H154ZM185 224V223H184ZM20 225V226H21ZM25 225H27V224H25ZM35 225V226H36ZM42 225V224H41ZM64 225H66V224H64ZM95 225V224H94ZM96 225H97V223H96ZM96 225H95V229H96ZM120 225V224H119ZM126 225V224H125ZM132 225V224H131ZM131 225H129L130 227H131ZM140 225V224H139ZM17 228H16V227ZM79 226V225H78ZM82 226V225H81ZM80 226V227H81ZM83 226H84V224H83ZM128 228H129V226L128 225H126ZM146 226V225H145ZM155 226V225H154ZM37 227V226H36ZM41 227V226H40ZM60 227H61V224H60ZM59 227V228H60ZM70 227V226H69ZM68 227V228H69ZM98 227V226H97ZM118 227V226H117ZM125 228V230L126 229H128V228ZM150 227V226H149ZM152 227V226H151ZM28 228V227H27ZM35 228V227H34ZM39 228V227H38ZM47 228V227H46ZM57 228H58V226H57ZM56 228V229H57ZM72 229L74 228V227H71ZM82 228V227H81ZM119 228V227H118ZM117 228V229H118ZM153 228V227H152ZM17 229V230H16ZM40 229V228H39ZM45 229V228H44ZM43 229V230H44ZM55 229V228H54ZM61 229V228H60ZM85 229V228H84ZM122 229V228H121ZM154 229V228H153ZM38 230V229H37ZM41 230V229H40ZM82 229H80L79 230V233H78V235L80 234V231H81ZM87 230H89V229H87ZM100 230V229H99ZM125 230L123 231L124 233H126V232H128L127 230H126V232H125ZM56 231V230H55ZM70 231V230H69ZM82 231H84V230H82ZM81 231V232H82ZM106 231V230H105ZM119 231V230H118ZM117 231V232H118ZM122 231V230H121ZM23 232V231H22ZM40 232H42V230L41 231H39V233ZM60 232V231H59ZM85 232V231H84ZM87 232H90V231H87ZM93 232V231H92ZM109 232H110V230H109ZM112 232V231H111ZM43 233V232H42ZM100 233V232H99ZM107 233V232H106ZM41 234V233H40ZM71 234V233H70ZM82 234V233H81ZM84 234H86V233H84ZM118 234H119V232H118ZM60 235V234H59ZM65 235V234H64ZM77 235V238L79 237ZM120 235H121V233H120ZM120 235H118V236H120ZM123 235V234H122ZM125 235V234H124ZM11 236H14V237H11ZM20 236V235H19ZM23 236V235H22ZM27 236V235H26ZM86 236V235H85ZM89 236H91V233H89ZM107 236V235H106ZM42 238L43 237H45V236H41ZM40 237V238H41ZM59 237V236H58ZM87 237V236H86ZM96 237V236H95ZM100 239H102L100 236H98ZM116 237V236H115ZM42 238L40 239V242H41V240H42ZM47 238H48V236H47ZM105 238V237H104ZM119 238V237H118ZM117 237H116V240L118 239ZM20 239H21V237H20ZM25 239V238H24ZM59 239H61V238H59ZM58 239V240H59ZM66 239V238H65ZM82 239V238H81ZM91 239V238H90ZM89 239V240H90ZM33 240H36V239H34V237H33ZM45 240V238H43V241ZM64 240V239H63ZM84 240V239H83ZM92 242H93V236H92ZM90 240V241H91ZM119 240V239H118ZM243 240V239H242ZM46 241V240H45ZM45 241L43 242L44 244H46L45 243ZM61 241V240H60ZM95 241V240H94ZM105 241V240H104ZM121 241V240H120ZM120 241H119V243H120ZM11 242V243H10ZM39 242V241H38ZM107 242V241H106ZM22 243H23V240H22ZM34 243V242H33ZM43 243H41V247H43L42 246V244ZM50 243V242H49ZM60 243V242H59ZM101 243H102V240H101ZM61 244V243H60ZM59 244V245H60ZM104 244V243H103ZM106 244V243H105ZM32 245V244H31ZM37 245V244H36ZM77 245V244H76ZM15 246V247H16ZM51 246H53V244H51ZM51 246H49L48 248H50ZM56 246V245H55ZM80 246V245H79ZM82 246L83 245H81L80 246V248L82 249ZM87 246V245H86ZM106 246V245H105ZM111 246V245H110ZM113 246H115V245H113ZM11 247V246H10ZM16 247V248H17ZM25 247V246H24ZM27 247V246H26ZM41 247H39L40 249H41ZM46 247H47V245H46ZM45 246H44V248H46ZM58 247V246H57ZM67 247V246H66ZM102 247H103V245H102ZM102 247H100L101 249H102ZM109 247V246H108ZM33 248V247H32ZM47 248V249H48ZM53 248H55V247H53ZM52 247H51V249H53ZM65 248V247H64ZM74 248V247H73ZM72 248V249H73ZM76 248H79V247H76ZM76 248H75V250H76ZM100 248H98L99 250H100ZM105 248V247H104ZM111 248H113L112 246H111ZM111 248H110V250H111ZM116 248V247H115ZM115 248H113V249H115ZM37 249H38V245H37ZM43 249V248H42ZM87 249V248H86ZM11 250V249H10ZM15 250V249H14ZM19 250V249H18ZM61 250H62V248H61ZM64 250V249H63ZM61 251V252H64V251ZM68 250H70V249H68ZM83 250V249H82ZM81 250V251H82ZM85 250V249H84ZM104 251H101L102 252V254L101 255H105V249H103ZM109 250V251H110ZM121 250V249H120ZM153 250V249H152ZM39 251V250H38ZM43 251V250H42ZM44 251H45V249H44ZM43 251V252H44ZM54 251H56L57 252V249L56 250H54ZM243 251V250H242ZM25 252H27L26 250H25ZM32 252H33V250H32ZM42 252V253H43ZM46 252V251H45ZM44 252V253H45ZM50 252H51V250L48 252L49 254H50ZM56 252H54L55 254H56ZM65 252H67V251H65ZM91 252V251H90ZM100 252V253H101ZM12 253V252H11ZM21 253V252H20ZM38 253V252H37ZM52 253V252H51ZM53 253V254H54ZM87 253V252H86ZM92 253V252H91ZM110 253V252H109ZM10 254V253H9ZM14 254V253H13ZM13 254H11V255H13ZM46 254V253H45ZM45 254H42V256L43 255H45ZM48 254V255H49ZM52 254V255H53ZM54 254V255H55ZM61 254V253H60ZM67 254V253H66ZM76 254V253H75ZM88 254V253H87ZM98 254V253H97ZM106 254L108 255V252H106ZM154 254V253H153ZM51 255V254H50ZM51 255V256H52ZM57 255V254H56ZM79 255V254H78ZM149 255V254H148ZM10 256V255H9ZM19 256V255H18ZM17 256V257H18ZM41 256V255H40ZM39 256V257H40ZM46 256V255H45ZM50 256V257H51ZM58 256V255H57ZM60 256V255H59ZM79 256H81V255H79ZM88 256V255H87ZM91 256V255H90ZM247 256V255H246ZM46 257H49V256H46ZM55 257V259L57 258L56 256H54ZM61 257V256H60ZM65 257V256H64ZM64 257L63 258H61V259H64ZM92 257V256H91ZM90 257V258H91ZM104 257V256H103ZM102 257V258H103ZM249 257V256H248ZM247 257V258H248ZM9 259H10V257H8ZM24 258V257H23ZM95 258V257H94ZM105 258H106V255H105ZM110 258V257H109ZM244 258V257H243ZM246 258V259H247ZM2 259V258H1ZM0 259V260H1ZM4 260H6L7 258H3ZM9 259H7L8 261H9ZM14 259H15V257H14ZM29 259V258H28ZM37 259V258H36ZM36 259H35V261H36ZM53 258H51V259H49V262H51V261H53L52 260ZM54 259V260H55ZM60 259V260H61ZM88 259H89V257H88ZM106 259H108V256H107V258ZM120 259V258H119ZM250 259V258H249ZM248 259V260H249ZM4 260L2 261L1 260V262L0 263H2L3 262V264H5L4 263ZM12 260V259H11ZM16 260V259H15ZM42 260H44L42 263L43 264H49L47 261V259L44 257V258H42ZM92 260V259H91ZM103 260H104V258H103ZM102 260V261H103ZM14 261V260H13ZM37 261H38V259H37ZM39 261V263L40 264H42L41 262ZM57 261H59V260H57ZM80 261H82V258H81V260H79L78 262L80 263ZM85 261V260H84ZM86 261H88V260H86ZM90 261V260H89ZM96 261H97V259H96ZM100 261V260H99ZM114 261V260H113ZM113 261L111 262V260H110V263H112L113 264ZM134 261V260H133ZM20 262V261H19ZM61 262H62V260H61ZM66 262H67V260H66ZM65 262V263H66ZM95 262V261H94ZM101 262V261H100ZM106 262H107V260H106ZM121 262H123V261H121ZM255 262H256V260H255ZM36 263V262H35ZM38 262L36 263V264H39ZM58 263V262H57ZM63 263H64V261H63ZM73 263V262H72ZM93 263V262H92ZM102 263H105V262H102ZM118 263V262H117ZM251 263V262H250ZM7 264H9V263H7ZM24 264H25V262H24ZM29 264V263H28ZM33 264V263H32ZM56 264V263H55ZM66 264H68V262L66 263ZM76 264H78L77 263V261H76ZM85 264V263H84ZM91 264V263H90ZM107 264V263H106ZM114 264H115V262H114ZM123 264V263H122ZM135 264V263H134ZM151 264V263H150ZM254 264V263H253Z\"/></svg>",
  "mask_w": 264,
  "mask_h": 264
}]
</instances>
